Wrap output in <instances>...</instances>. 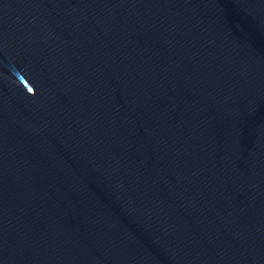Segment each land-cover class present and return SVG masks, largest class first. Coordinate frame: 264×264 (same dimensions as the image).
Masks as SVG:
<instances>
[{
    "label": "water",
    "instance_id": "water-1",
    "mask_svg": "<svg viewBox=\"0 0 264 264\" xmlns=\"http://www.w3.org/2000/svg\"><path fill=\"white\" fill-rule=\"evenodd\" d=\"M0 264H264V0H0Z\"/></svg>",
    "mask_w": 264,
    "mask_h": 264
}]
</instances>
